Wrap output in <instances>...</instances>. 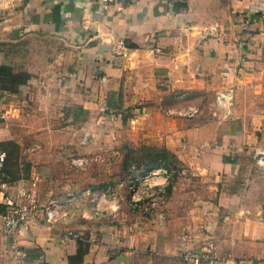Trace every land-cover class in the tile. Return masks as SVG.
<instances>
[{
  "label": "crops",
  "instance_id": "crops-1",
  "mask_svg": "<svg viewBox=\"0 0 264 264\" xmlns=\"http://www.w3.org/2000/svg\"><path fill=\"white\" fill-rule=\"evenodd\" d=\"M97 8L94 0H0V64L20 71L11 42L47 47L26 56L46 62L25 66L26 82L0 89L8 152L0 182L15 192L36 180L40 204L14 233L0 219V264H264V167L256 161L264 150V0ZM57 90L100 121L112 93L135 104L131 151L167 148L177 158L169 176L153 178L166 184L159 208L134 210L128 185L164 164L128 160L121 131L112 145H95L96 131L80 138L52 127L47 106ZM187 108L197 110L178 113ZM68 198L70 215L47 221L44 206Z\"/></svg>",
  "mask_w": 264,
  "mask_h": 264
},
{
  "label": "built area",
  "instance_id": "built-area-1",
  "mask_svg": "<svg viewBox=\"0 0 264 264\" xmlns=\"http://www.w3.org/2000/svg\"><path fill=\"white\" fill-rule=\"evenodd\" d=\"M131 0H94L98 5V11H108L112 7H121L123 4ZM245 42V41H244ZM225 93H220L218 101L224 103L227 100ZM196 108H187L179 110L181 115H191L196 112ZM8 157L7 150L0 146V172L4 168ZM256 161L264 167V150H257ZM161 172L167 176L169 169L162 165L158 168L146 170L140 175L132 176L129 179V201L134 210L142 213H151L159 208L166 200V184L153 180L155 175ZM166 176V179L168 178ZM37 182L34 180L31 185L18 186L15 192L9 191L6 182H0V219L2 228L7 233H14L22 227L27 226L32 219H36V211L39 208L35 195V186ZM70 199H53L44 206L43 212L47 221L56 222L62 217L70 215L69 209ZM78 237V233H72ZM210 248L206 251L205 256L209 257ZM229 264H234L229 259ZM134 264V263H127ZM193 264H198V260Z\"/></svg>",
  "mask_w": 264,
  "mask_h": 264
},
{
  "label": "rangeland",
  "instance_id": "rangeland-1",
  "mask_svg": "<svg viewBox=\"0 0 264 264\" xmlns=\"http://www.w3.org/2000/svg\"><path fill=\"white\" fill-rule=\"evenodd\" d=\"M43 43L44 42L27 39L11 42L8 48H10V53L15 55V68L18 67L20 68V71H24L23 68L27 65H32L33 62L36 66H42L45 64V61L41 62L38 58L31 57L30 60L26 57L31 53H38L41 55V52L47 49ZM38 76H42L43 81H45V77H47L45 73H39ZM53 98L55 99L53 105L49 104L47 106L48 110L51 112L48 123H50L52 127L67 126L69 130L73 131V133L80 131L82 136H79L80 138H83V135L86 132L96 131L97 135L95 137V145H105L106 141L112 145L115 140H118V138L114 137L116 132L121 131L124 151L129 152L131 158L138 157L139 159H145L146 161L147 158L150 160L152 156H157V151L152 153L150 151V147L148 153L146 151V147H142V149L139 148L135 150L134 153L131 151L132 141H130L129 131L131 128H134V124H136V121L131 120V116L136 115V112L132 111V109L136 107L134 103H123L121 105L118 98H116L115 94L112 93L108 98V103L100 109L101 113H105L106 115V119L100 121L95 117H91V111L89 109L84 108L81 104L73 102L72 99L68 97V93L57 90ZM105 129L111 132L108 136L109 138L107 136H101L102 134L100 131ZM108 133L109 132H107V135ZM98 134L101 135L99 136ZM107 155L109 156V154ZM167 161L169 163V167L174 166L177 162L173 155H171Z\"/></svg>",
  "mask_w": 264,
  "mask_h": 264
},
{
  "label": "trees",
  "instance_id": "trees-1",
  "mask_svg": "<svg viewBox=\"0 0 264 264\" xmlns=\"http://www.w3.org/2000/svg\"><path fill=\"white\" fill-rule=\"evenodd\" d=\"M30 76H31V74L28 71H15L13 69V67L10 65L0 64V89L15 91L18 89L19 85L26 82L30 78ZM0 146L2 148H4L2 145H0ZM146 149H147L146 151L148 153L149 148H146ZM150 151L152 153L154 151H157V156L154 155L150 158V160L147 158V160L145 161V159L144 160L139 159L138 157L137 158H131L130 154L128 152L127 153V156H128L127 159L135 161L139 165H142V164L147 165V167L161 165V164H164V165L169 167V165H168L169 163L167 160L170 158V156L173 155L176 158V155L173 152H170L167 148L152 147V148H150ZM7 159H8V157H7ZM6 163H7V160H6ZM6 163H5V165H6ZM5 165H4V167H5Z\"/></svg>",
  "mask_w": 264,
  "mask_h": 264
}]
</instances>
